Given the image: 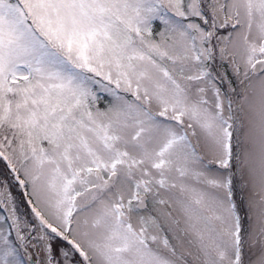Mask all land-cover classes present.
Here are the masks:
<instances>
[{"label": "snow or ice", "instance_id": "obj_1", "mask_svg": "<svg viewBox=\"0 0 264 264\" xmlns=\"http://www.w3.org/2000/svg\"><path fill=\"white\" fill-rule=\"evenodd\" d=\"M0 264H264V0H0Z\"/></svg>", "mask_w": 264, "mask_h": 264}]
</instances>
